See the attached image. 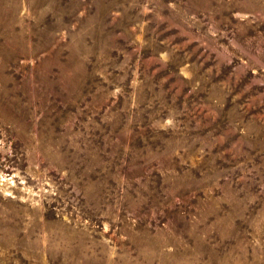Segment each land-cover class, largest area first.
<instances>
[{
  "label": "rangeland",
  "instance_id": "1",
  "mask_svg": "<svg viewBox=\"0 0 264 264\" xmlns=\"http://www.w3.org/2000/svg\"><path fill=\"white\" fill-rule=\"evenodd\" d=\"M0 264H264V0H0Z\"/></svg>",
  "mask_w": 264,
  "mask_h": 264
}]
</instances>
